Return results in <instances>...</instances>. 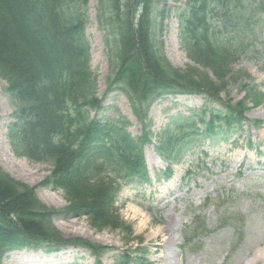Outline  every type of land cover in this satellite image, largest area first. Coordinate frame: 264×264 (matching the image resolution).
Listing matches in <instances>:
<instances>
[{
    "label": "trees",
    "instance_id": "obj_1",
    "mask_svg": "<svg viewBox=\"0 0 264 264\" xmlns=\"http://www.w3.org/2000/svg\"><path fill=\"white\" fill-rule=\"evenodd\" d=\"M97 2L96 19L106 31V93L120 91L126 97L141 127L135 138L124 116L90 117L104 109L96 97L84 37L87 0H0V78L13 106L9 143L16 156L51 165L40 185L60 189L66 203L62 209L44 205L32 188L0 168V260L25 248L51 253L71 246L88 250L94 264H101L99 258L109 248L62 237L52 218L86 217L98 230L114 228L120 221L115 201L121 188L148 181L143 149L152 138L158 156L171 164L193 141H225L246 121L259 127L244 117L264 101L255 85L240 84L244 95L233 105L220 95L232 77V65L255 42L264 0H184L176 18L191 65L182 69L166 61L158 40L166 0ZM177 94L203 95L221 110L204 107L200 115L176 118L153 134L150 105ZM136 251L139 258L125 252L114 264H146L145 249Z\"/></svg>",
    "mask_w": 264,
    "mask_h": 264
},
{
    "label": "rangeland",
    "instance_id": "obj_2",
    "mask_svg": "<svg viewBox=\"0 0 264 264\" xmlns=\"http://www.w3.org/2000/svg\"><path fill=\"white\" fill-rule=\"evenodd\" d=\"M184 0H166L167 11L158 40L164 58L175 68L191 65L179 38L177 8ZM85 40L89 48V67L96 77V96L103 98L105 111L99 118L116 114L130 121L132 137L140 133L129 105L121 93L104 97L109 73L106 31L97 22V0H87ZM258 29L254 51L247 50L232 65V77L221 100L236 104L243 98L239 85H255L264 94V13L257 18ZM234 78L236 81H234ZM228 82V81H227ZM0 79V168L12 178L29 186L43 204L55 209L65 206L60 190L40 184L51 167L13 155L7 126L13 107ZM218 110L216 102L205 96H165L153 103L148 112L153 134H158L176 118H189L201 109ZM208 118V114L205 115ZM261 122L255 130L249 124L231 134L228 141L202 139L193 141L181 159L172 166V176L157 181L167 164L155 152V138L144 156L150 184L125 186L118 194L115 207L119 224L98 230L86 217H54L52 226L66 239H84L109 248L99 261L114 264L117 257L128 253L139 258L138 249L146 251L147 264H264V102L245 115ZM197 120V117H194ZM235 228V229H234ZM166 230L163 241L154 236ZM194 238V239H193ZM191 244L186 246L185 240ZM157 244L161 245L160 248ZM96 258L86 249L67 247L47 253L24 249L5 254L0 264H94Z\"/></svg>",
    "mask_w": 264,
    "mask_h": 264
},
{
    "label": "bare ground",
    "instance_id": "obj_3",
    "mask_svg": "<svg viewBox=\"0 0 264 264\" xmlns=\"http://www.w3.org/2000/svg\"><path fill=\"white\" fill-rule=\"evenodd\" d=\"M166 233V230H162L160 233H157L154 237V240L156 241V242H158V241H163V243L165 242V240L163 239V234H165ZM160 248H162V246L161 245H159V244H157Z\"/></svg>",
    "mask_w": 264,
    "mask_h": 264
}]
</instances>
